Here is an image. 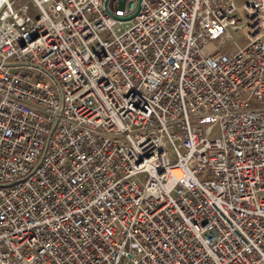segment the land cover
Returning <instances> with one entry per match:
<instances>
[{"label": "built area", "instance_id": "obj_1", "mask_svg": "<svg viewBox=\"0 0 264 264\" xmlns=\"http://www.w3.org/2000/svg\"><path fill=\"white\" fill-rule=\"evenodd\" d=\"M136 5L0 0V264H264V0Z\"/></svg>", "mask_w": 264, "mask_h": 264}, {"label": "water", "instance_id": "obj_2", "mask_svg": "<svg viewBox=\"0 0 264 264\" xmlns=\"http://www.w3.org/2000/svg\"><path fill=\"white\" fill-rule=\"evenodd\" d=\"M139 5H140V0H137V5H136V10H135V12L133 13V15H131L130 17H128V18L125 19V20H130V19H132V18L137 14V12H138V10H139Z\"/></svg>", "mask_w": 264, "mask_h": 264}, {"label": "rangeland", "instance_id": "obj_3", "mask_svg": "<svg viewBox=\"0 0 264 264\" xmlns=\"http://www.w3.org/2000/svg\"><path fill=\"white\" fill-rule=\"evenodd\" d=\"M239 3L242 2L243 0H237ZM234 38L237 39L238 42L242 41V36L240 35V33H235L234 34Z\"/></svg>", "mask_w": 264, "mask_h": 264}]
</instances>
